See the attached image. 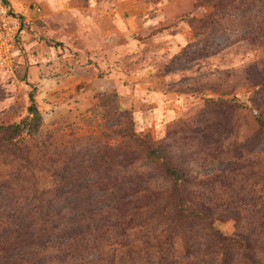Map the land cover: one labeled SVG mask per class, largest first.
I'll return each instance as SVG.
<instances>
[{"label": "rangeland", "instance_id": "rangeland-1", "mask_svg": "<svg viewBox=\"0 0 264 264\" xmlns=\"http://www.w3.org/2000/svg\"><path fill=\"white\" fill-rule=\"evenodd\" d=\"M203 1L7 0L0 264H264V0Z\"/></svg>", "mask_w": 264, "mask_h": 264}, {"label": "trees", "instance_id": "trees-1", "mask_svg": "<svg viewBox=\"0 0 264 264\" xmlns=\"http://www.w3.org/2000/svg\"><path fill=\"white\" fill-rule=\"evenodd\" d=\"M203 2H206L207 4H212L214 1L213 0H204ZM242 4H244L245 6L248 5H252L251 1H245L242 2ZM244 7H241V9H243ZM212 20V14H209L208 16H206L204 19H201V22L203 21L204 23L210 22ZM29 100H30V104L27 108L28 111V115H26L24 118H22L19 122H14L5 126H1V128L6 132L7 134V141L8 142H13L14 139L18 136H20L24 131H27L29 133H35L39 130L42 121H43V117L42 114L40 112V110L38 109L37 103L35 101L34 98V92L31 91L29 93ZM122 114V113H121ZM261 125H263V123H261ZM145 145V149L147 152V155H150L152 157H162L160 156L161 151L158 147H153L150 143H144ZM161 167L164 171V173H166L167 175L171 176L173 179V183H174V190L176 192L179 191V180L181 178V173L180 170L177 169V167L173 166L172 164H169L166 160L161 161ZM43 205H39L38 209H39V213L40 214H47V212H45L43 210ZM64 208H68L66 205ZM188 208V206H184L183 205V209ZM49 212V211H48ZM195 216H199V212L194 213ZM68 235V234H67ZM70 238L71 236L68 235ZM41 243V241H40ZM80 258H82V256H80ZM63 260H65V258H62Z\"/></svg>", "mask_w": 264, "mask_h": 264}, {"label": "built area", "instance_id": "built-area-1", "mask_svg": "<svg viewBox=\"0 0 264 264\" xmlns=\"http://www.w3.org/2000/svg\"><path fill=\"white\" fill-rule=\"evenodd\" d=\"M23 40V28L20 17L11 8L7 0H0V61H12L10 52Z\"/></svg>", "mask_w": 264, "mask_h": 264}]
</instances>
